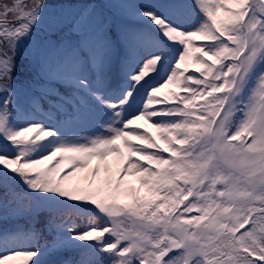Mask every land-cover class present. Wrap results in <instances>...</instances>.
<instances>
[{
  "label": "snow or ice",
  "instance_id": "snow-or-ice-1",
  "mask_svg": "<svg viewBox=\"0 0 264 264\" xmlns=\"http://www.w3.org/2000/svg\"><path fill=\"white\" fill-rule=\"evenodd\" d=\"M47 9L0 0V200L30 224L0 228V264L66 247L76 264H264V0L139 6L115 89L111 24L84 7L36 48L40 95L21 104L17 54Z\"/></svg>",
  "mask_w": 264,
  "mask_h": 264
},
{
  "label": "trees",
  "instance_id": "trees-1",
  "mask_svg": "<svg viewBox=\"0 0 264 264\" xmlns=\"http://www.w3.org/2000/svg\"><path fill=\"white\" fill-rule=\"evenodd\" d=\"M167 2H176L182 4H190L191 0H46L48 5L47 14L40 26L36 30L34 43L22 46L16 58V70L13 73V85L18 93L20 103L23 104L31 96H38L40 93L37 87L42 82L36 78L33 69V57L36 48L43 44L46 33L51 29L54 23L58 21H70L71 18L82 8L91 6L93 15L100 23L111 24L112 35L116 40L115 51L110 65L104 69L102 75L105 84L109 89H115L121 84L123 80L122 61L124 59V43L117 37L120 34L132 35L145 30V25L136 18L134 15L139 6L144 5H157ZM189 24L195 22L194 17H185ZM143 53L141 52V55ZM61 92L66 89L60 88ZM48 99L55 100L56 97L52 96ZM138 97V101H139ZM43 109L48 110V103L44 100L41 101ZM17 110L12 109V115L16 116ZM98 116L85 120L78 124L73 131L79 135H90L99 131V125L95 122ZM6 146L5 142L0 141V149ZM12 188L19 192L23 185H12ZM3 189H0V197H2ZM27 203V201H24ZM15 204L4 205L0 200V228H13L17 225L29 227V218L24 215H13ZM47 219V213H42L39 217V223L36 228L42 230L44 235L39 240L41 250H44L46 242H50L52 236L48 234L47 229L44 228V221ZM78 227H83L85 221L76 220ZM87 243V242H76ZM85 249L66 247L57 252H46L41 259L44 264H76L81 259V254ZM108 264V262H105Z\"/></svg>",
  "mask_w": 264,
  "mask_h": 264
},
{
  "label": "rangeland",
  "instance_id": "rangeland-1",
  "mask_svg": "<svg viewBox=\"0 0 264 264\" xmlns=\"http://www.w3.org/2000/svg\"><path fill=\"white\" fill-rule=\"evenodd\" d=\"M103 117L102 116H98V118L96 119V123L99 125V121L102 119ZM99 127V126H98ZM100 130V129H99Z\"/></svg>",
  "mask_w": 264,
  "mask_h": 264
}]
</instances>
